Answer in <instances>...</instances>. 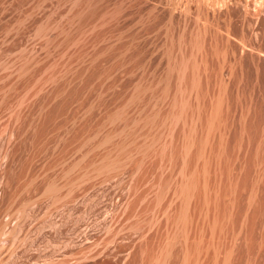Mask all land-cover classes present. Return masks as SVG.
Here are the masks:
<instances>
[{
	"label": "rangeland",
	"instance_id": "rangeland-1",
	"mask_svg": "<svg viewBox=\"0 0 264 264\" xmlns=\"http://www.w3.org/2000/svg\"><path fill=\"white\" fill-rule=\"evenodd\" d=\"M0 264H264V0H0Z\"/></svg>",
	"mask_w": 264,
	"mask_h": 264
}]
</instances>
